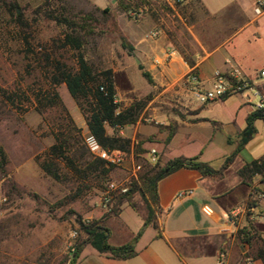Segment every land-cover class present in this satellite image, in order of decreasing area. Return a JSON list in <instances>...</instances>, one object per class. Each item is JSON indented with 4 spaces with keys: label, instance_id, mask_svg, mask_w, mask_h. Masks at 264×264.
<instances>
[{
    "label": "rangeland",
    "instance_id": "rangeland-1",
    "mask_svg": "<svg viewBox=\"0 0 264 264\" xmlns=\"http://www.w3.org/2000/svg\"><path fill=\"white\" fill-rule=\"evenodd\" d=\"M93 1L102 4L96 5ZM118 1L0 0V148L6 158V165L0 169V264H64L72 256L74 247L85 239L79 233L78 222L84 225L102 222L114 215V201L110 211H106L101 206V197L108 182H118L127 176L123 168H113L104 178L79 181L60 164L61 172L68 175L66 180L57 182L38 166L54 144L56 131L60 126H68V118L80 130L81 145L87 156L96 158L84 142L88 132L76 102L64 84L53 86L51 83L55 62L72 71L77 68L76 52L62 46L64 35L70 29L54 18L65 17L77 24H87L91 33L76 30L86 62L94 71L112 72L116 99L126 93L127 80H130L142 95L132 103L143 105L148 83L142 71L135 67L120 71L119 63L130 61L125 48L129 43L123 39L120 24L164 20L172 46L187 64L202 56L201 45L206 44L210 49L219 43L222 20H194L196 9H187L183 2L121 0L127 7L121 9ZM209 1L215 3V0ZM137 11L141 16L133 19L131 14ZM254 13L257 15L255 9ZM262 50L261 45L254 46L243 38L236 55L245 65H250L252 60H262ZM256 88L264 93L263 86L256 85ZM53 94L57 95L61 107L44 106ZM243 94L250 97L248 92ZM250 100L253 102L251 97ZM142 110L143 107L140 114ZM218 139L214 138L215 144ZM152 147L159 149L160 145L148 144L147 150ZM137 148L140 150L141 145ZM137 148L136 155L142 151L135 152ZM216 157L214 153L210 165L219 169L222 164ZM135 162L142 167L138 178L147 167H152L139 156ZM131 203L145 212L137 193L133 194ZM125 205L128 204L123 201L118 208Z\"/></svg>",
    "mask_w": 264,
    "mask_h": 264
},
{
    "label": "crops",
    "instance_id": "crops-1",
    "mask_svg": "<svg viewBox=\"0 0 264 264\" xmlns=\"http://www.w3.org/2000/svg\"><path fill=\"white\" fill-rule=\"evenodd\" d=\"M258 1L215 0L211 4L209 0H184L187 9H196L194 20H222L219 43L215 46L207 49L206 44L202 46L194 37L203 54L192 67L172 46L164 20L120 24L123 39L131 48L130 55L126 53L130 61L119 63L120 71L135 67L147 73L152 83L147 82L145 93L148 94L143 97V110L137 121L116 130L117 136L128 139L130 147L134 143L141 145L145 157L148 144L160 145L159 149L152 147L158 152L160 163L177 158L197 159L213 168L210 164L216 153V160L223 164L236 149V138L245 129L248 115L255 110L254 102L249 96L238 94L200 106L182 88L180 80L194 69L209 88L215 72H236L255 86L264 87V79L259 78L264 70V11L255 15ZM153 31L156 37H148ZM243 38L254 46L261 45L262 60L245 65L237 57L239 41ZM166 54L169 59L164 62ZM140 97L127 80V91L118 96L116 103L126 108ZM254 128L255 135L221 178L202 177L195 170L180 168L158 181L154 223L137 240L134 257L113 259L86 245L77 264H216L221 251L226 253V264H264L257 256L264 245V179L256 175L245 184L238 175L245 164L264 157L263 121L256 120ZM106 132L113 134L108 127ZM215 137H219L218 144ZM249 203L253 208L246 213ZM203 206L212 210L211 217L203 214ZM234 210L239 214L230 219L229 214ZM146 213V208L142 212L125 205L103 220L101 224L110 233L109 245L118 247L128 243L142 228ZM250 228L253 239L248 244L241 232Z\"/></svg>",
    "mask_w": 264,
    "mask_h": 264
},
{
    "label": "trees",
    "instance_id": "trees-1",
    "mask_svg": "<svg viewBox=\"0 0 264 264\" xmlns=\"http://www.w3.org/2000/svg\"><path fill=\"white\" fill-rule=\"evenodd\" d=\"M118 7L127 9L121 0L118 1ZM84 18L90 19V16H85ZM54 21L70 29V32L64 35L62 46L76 52L77 68L75 71H72L61 63L55 62L53 65L54 72L51 76L52 85H65L68 94L76 102L84 118L88 134L94 138L102 149L128 152L130 150V141L117 136L115 131L134 124L140 115L143 104L141 102H134L126 108H121L116 103L112 72L110 70L94 71L86 62L81 53L82 41L76 35V30L83 33H91V30L88 29L89 26L84 23V20H82L84 24H77L67 20L65 17L54 18ZM125 48L128 52L127 54L130 55V46ZM188 65L192 67L193 63H188ZM142 76L149 84L152 83L147 73L142 72ZM225 98L227 96L222 97L220 100ZM44 106L61 107V104L57 95L53 94L46 100ZM256 120H262L264 123V108L261 110L255 109L248 115L245 129L236 138V149L224 160L218 170H214L197 159L184 158H177L163 164L158 162L152 167H147L139 178V184H133L127 194L119 195L114 199L115 211L113 213L116 214L119 209L118 207L123 201L131 208L136 209L135 204L131 203V198L134 193L140 196L147 213L144 224L137 235L125 245L113 247L108 243L109 230L101 222H91L85 225L78 222L80 227L79 233L83 234L85 239L74 247L72 256L64 264H77L82 248L86 245L92 247L99 254L107 255L113 259L127 260L134 257L136 255L135 244L137 240L142 235L144 229L154 223V207L157 203L156 185L158 181L180 168L195 170L202 177L221 178L223 172L232 164L235 157L255 135L254 122ZM68 122V126H60L59 130L56 131L54 144L48 149L44 160L38 162L40 170L57 182L66 180L68 175L61 172L60 164L65 165L66 169L72 172L79 181H95L106 177L113 167H107L103 161L97 158L88 157L85 147L81 145L80 130L75 128L70 118H68ZM106 127L113 130L112 135L107 134ZM140 151L138 148L135 150V152ZM5 165L6 158L0 148V169H3ZM238 175L245 184H249L251 179L256 175L264 179V157L245 164L238 171ZM252 206V203L247 205L248 208ZM252 230L250 228V231L243 230L241 232L243 241L248 244L253 239ZM257 256L264 263V245H261Z\"/></svg>",
    "mask_w": 264,
    "mask_h": 264
},
{
    "label": "built area",
    "instance_id": "built-area-1",
    "mask_svg": "<svg viewBox=\"0 0 264 264\" xmlns=\"http://www.w3.org/2000/svg\"><path fill=\"white\" fill-rule=\"evenodd\" d=\"M175 2H183L184 0H173ZM264 11V0L257 2L255 12L260 15ZM141 16V12H133L131 17L137 19ZM156 32H150V38L156 37ZM169 55H165L164 62H167ZM159 64V61H155ZM259 78L264 79V70L259 73ZM182 88L191 95V98L200 106H205L211 102L220 100L224 96L238 95L248 92L253 99L254 107L257 110L264 108V93L258 91L256 86L248 79L242 78L236 72L222 73L215 72L213 75V83L209 88L205 87L204 82L200 79L198 73L191 69L180 80ZM89 152L97 159L103 161L106 166L113 168H123L126 171V178L121 181H110L107 183L106 190L101 197V206L106 211H110L114 198L119 195L127 194L133 184H137L139 181L138 175L142 169L141 165L135 162L137 156L144 159V163L150 166H154L158 163V152L151 148L146 151V157L141 153L136 155L134 149L138 146V143H134L128 152L120 150H104L102 149L92 136H88L84 140ZM144 154V155H145ZM263 195H259L262 198ZM253 207H246V213ZM202 212L205 216L211 217L213 215L212 210L208 206L202 207ZM239 212L234 210L229 214L230 219H234L238 216ZM216 264H226V253L224 251L219 252L217 256Z\"/></svg>",
    "mask_w": 264,
    "mask_h": 264
}]
</instances>
